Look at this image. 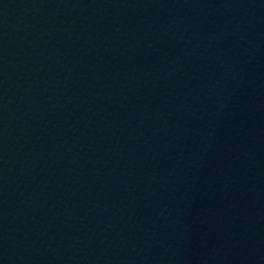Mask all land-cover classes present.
<instances>
[{"label": "water", "instance_id": "95a60500", "mask_svg": "<svg viewBox=\"0 0 264 264\" xmlns=\"http://www.w3.org/2000/svg\"><path fill=\"white\" fill-rule=\"evenodd\" d=\"M0 264H264V0H0Z\"/></svg>", "mask_w": 264, "mask_h": 264}]
</instances>
